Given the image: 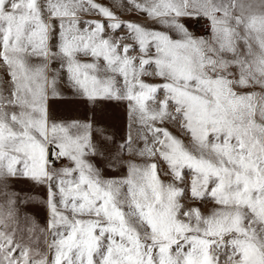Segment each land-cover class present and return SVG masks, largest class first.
I'll return each instance as SVG.
<instances>
[{
    "label": "snow or ice",
    "instance_id": "6c2138e0",
    "mask_svg": "<svg viewBox=\"0 0 264 264\" xmlns=\"http://www.w3.org/2000/svg\"><path fill=\"white\" fill-rule=\"evenodd\" d=\"M0 264H264V0H0Z\"/></svg>",
    "mask_w": 264,
    "mask_h": 264
},
{
    "label": "rangeland",
    "instance_id": "374dc122",
    "mask_svg": "<svg viewBox=\"0 0 264 264\" xmlns=\"http://www.w3.org/2000/svg\"><path fill=\"white\" fill-rule=\"evenodd\" d=\"M105 2L107 3V2H108V0H105Z\"/></svg>",
    "mask_w": 264,
    "mask_h": 264
}]
</instances>
